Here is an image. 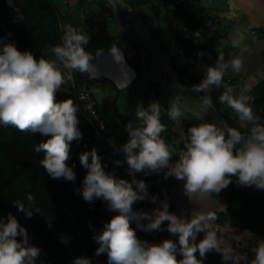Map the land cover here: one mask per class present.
I'll return each instance as SVG.
<instances>
[{"label":"clouds","instance_id":"1","mask_svg":"<svg viewBox=\"0 0 264 264\" xmlns=\"http://www.w3.org/2000/svg\"><path fill=\"white\" fill-rule=\"evenodd\" d=\"M62 27V43L47 49L55 60L43 56L37 59L31 51H20L15 42L0 37V126H13L20 132L50 137L35 146V152L44 153L39 164L52 180L74 183L77 179L75 164L69 166L67 161L71 143L82 139L78 127L79 107L71 98L56 102V93L72 80L71 74L65 77L57 61L69 73L79 72L92 80L98 79L99 73L93 64V54L85 50L90 37L70 24ZM194 35L200 37L201 33L197 31ZM110 52L117 62L122 60L115 46ZM203 55L205 53H198V56ZM199 67L203 77L191 90L205 94L200 97V111L206 113L212 108L213 88L224 86L225 90L219 95L220 103L233 109L252 127L244 135L226 123L217 126L204 122L191 126L183 138L184 150L172 163L174 150L161 136L166 126L161 123L160 102L154 100L147 107L142 102L138 104L135 111L138 123L125 125L128 140L120 152L131 180L118 178L115 171H106L95 148L81 153L79 162L86 174L76 194L88 204L101 200L108 212L116 213L103 225V230L92 237L99 245L95 255L106 254L107 264H204L208 253L222 254V241L213 229L214 215L193 211L188 217L170 212L167 199L160 201L158 196H150L145 180L136 178L138 173L147 177L163 172L165 180L174 177L184 181V192L190 200L193 196L199 199L206 194H218L232 183V177L237 178L239 186L264 190V124L254 115L250 96L237 97L230 86L223 85L225 72L231 68L239 73L243 68L242 60L234 58L225 62L223 54L218 53L214 66L204 63ZM85 98L79 97L81 101ZM167 114L171 120L179 122L183 112L172 100ZM114 163L117 167L122 165L120 160ZM27 200L32 202L34 198L29 194ZM145 200L153 204L159 201L160 206L151 212L134 210V204ZM14 206L24 213L25 219L33 217L34 212L23 203L16 202ZM165 222L167 227L162 229ZM136 229L146 233L166 230L178 237V242L165 239L161 243H149L137 237ZM200 233L204 236L197 242ZM60 242L69 241L61 237ZM252 251L255 256L251 264H264V240L258 241ZM41 253V248L30 243L27 229L12 213L6 217L0 215V264H37ZM178 255L182 258L178 259ZM71 264H91V259L79 256L73 258Z\"/></svg>","mask_w":264,"mask_h":264},{"label":"trees","instance_id":"2","mask_svg":"<svg viewBox=\"0 0 264 264\" xmlns=\"http://www.w3.org/2000/svg\"><path fill=\"white\" fill-rule=\"evenodd\" d=\"M199 2L200 0H129L128 3L133 10L142 11L147 7L158 9L163 14L164 32L161 38L165 47H162V50L170 57L174 70L189 86L201 82L203 76L196 73L199 65L204 63L215 65L218 57L215 41L224 32L221 31L220 23L207 9L200 7ZM98 4L102 10L112 15V9L106 0H100ZM21 16L23 20L19 19ZM62 26H65V23L52 0H0V37L15 42L20 51H31L37 59L41 56L46 59L54 57L47 49L62 43L64 34ZM197 31H200V37L194 35ZM132 46L138 48V43L133 42ZM198 53L205 55L198 56ZM135 58L131 65L139 78L144 69L138 56ZM57 64L67 77L69 75L67 69L63 68L59 61ZM227 81L225 74L223 83ZM61 88L71 90V80ZM219 90L213 88L211 98L212 103L220 110L215 97ZM248 96L252 98L249 103L254 115L260 118L259 123L264 124V80L255 86ZM158 97L154 88L146 93L148 100L154 101ZM68 98L76 103L73 94L60 90L56 93V102ZM222 114L232 128H236L244 135L248 134L251 124L247 122L246 127H241L231 113ZM78 117L82 139L71 143L70 159L67 161L69 166L75 164L77 179L74 183L52 180L39 164L44 153L35 152V146L50 137L20 132L13 126H0V212L5 217L12 213L29 234L37 237L38 241L32 244L42 250L37 264L41 262L71 264L73 258L79 256L90 258L91 264H107L106 254L99 257L95 255L99 245L92 237L94 234L98 235L103 230V225L116 213L108 212L106 204L101 200L88 204L82 196L76 194L82 187L81 181L86 174V170L79 162L81 153L90 152L95 148L102 158L106 171H115L118 178L131 180L127 175L128 166L124 162V155L120 152L122 147L120 140L93 129L83 120L80 111ZM160 119L166 126V131L161 134L162 138L168 144L174 143L175 152L184 150V137L174 130L176 121L171 120L162 108ZM184 127L188 129L191 126L184 123ZM177 159L178 156L173 154L172 163ZM116 160L122 162L120 167L115 165ZM136 178L145 180V183L152 182L149 195L158 196L160 201L167 199V202L170 190L180 181L174 177L165 180L163 172L147 177L143 173H138ZM231 179L232 183L226 189L218 194L211 193L218 201L216 209L211 213L215 216L212 222L264 238V190H258L254 186H239L236 177ZM29 194L34 198L32 202L27 200ZM191 200L198 203L186 204L190 206L189 211L207 212L212 205L207 195L199 199L193 196ZM16 202L29 207L34 212L33 217L25 219L24 213L19 212L14 206ZM157 203L159 205V201ZM169 205V211L174 212L175 207L170 203ZM151 207L152 203L148 200L133 205L136 211L151 212L153 210ZM89 224L92 227H89ZM132 227L135 229V223ZM161 227L166 228L167 222ZM136 233L139 239L149 243H161L165 239L178 242V237L170 235L166 230L146 233L136 229ZM61 237H67L69 242L62 244ZM254 256L255 253H251V257ZM177 258L182 257L178 255ZM204 264H220L219 257L210 254L204 260Z\"/></svg>","mask_w":264,"mask_h":264},{"label":"crops","instance_id":"3","mask_svg":"<svg viewBox=\"0 0 264 264\" xmlns=\"http://www.w3.org/2000/svg\"><path fill=\"white\" fill-rule=\"evenodd\" d=\"M52 1L65 25L70 24L90 37L85 50L93 54V64L99 73V78L90 79L89 87L98 102L99 113L106 121L111 135L118 138L123 145L128 137L115 133L113 127L121 125L123 120L121 112L128 111L127 107L132 105L131 95L142 82L141 77L138 78L131 65L133 42L120 40V33L111 28V23L106 24L102 29L86 23L84 0ZM199 6L207 9L220 23L221 31H224L222 36L215 41L217 52L223 54L225 62L234 58H240L243 62V68L239 73L233 72L231 68L225 72L228 81L223 85L230 86L233 89V95L237 97L248 96L252 89L264 80V0H200ZM88 27H93V29L89 31ZM113 46L122 56L119 62L110 52ZM196 73L203 76L201 68ZM223 87L215 93L221 112L238 116L233 109L220 103L219 95L224 91ZM144 94L137 92L135 95L141 97L147 107L149 100ZM121 96H128V99L123 98L121 103L124 107L120 109L118 103ZM175 210L177 213L185 212L183 210L179 212L176 207Z\"/></svg>","mask_w":264,"mask_h":264},{"label":"rangeland","instance_id":"4","mask_svg":"<svg viewBox=\"0 0 264 264\" xmlns=\"http://www.w3.org/2000/svg\"><path fill=\"white\" fill-rule=\"evenodd\" d=\"M85 1V7L84 9V15L85 18L84 20L86 23L90 25H96L100 29L104 27L106 24H110L111 28L115 29L117 32L120 33L119 39L120 40H126L128 42H136L138 43V39L136 37L131 38L129 35V32L132 31V26L129 23V20L127 21V24L124 25L123 21H118L117 18L115 17V14L113 12V9L109 5V0H106L108 3V6L112 9V15H109L106 13L104 10L101 9L99 6L98 2L100 0H84ZM122 4L126 8L132 9L128 3L129 0H122ZM133 10V9H132ZM135 14L138 16V18L143 22L144 26L147 29L149 37L152 39L154 43H156L161 49L164 46V42L162 40V35L164 32V23H163V14L158 10V9H149L147 7L143 8L142 11L138 10H133ZM119 15V14H118ZM120 16V15H119ZM121 17V16H120ZM122 20L124 17H121ZM119 23V24H118ZM95 28V27H94ZM93 27H88L87 30H92ZM97 29V28H96ZM131 52H133V59H136L135 56H138V59L141 60L143 64V73L140 78V81H142L136 90H134L133 94L131 95L132 99V105L127 107L128 111H122L121 113L123 114V120L121 125L113 127L115 133L117 134H124L125 136L128 137L127 132L125 131V125L131 122L134 126L138 123L136 120L135 116V111L136 107L138 104L141 102L143 103L144 106H146L144 100L141 99V97H138V95H135L137 92L139 93H147L149 89L154 88L157 93H158V99L160 102V106L163 109L165 113L168 112V108L170 107V101L175 100L176 103H178L182 109L183 115L181 116L179 122L176 121L174 130L180 134L181 136H185L187 133V128L184 127V123H187L190 126H197L200 123H213L212 122V117L209 114H206L204 112H201L200 109H197L185 102H183L181 99H179L175 93L171 90L168 79L160 67V65L157 64V62L152 58V56L144 50L140 44L138 43V48H134L131 46ZM49 60H55V57L50 58ZM179 74V73H178ZM180 75V74H179ZM179 86L181 90L192 97H196V92H193L191 90V87L183 81L181 78L178 80ZM227 86V85H226ZM224 88V87H223ZM225 90V89H224ZM136 92V93H135ZM223 92V91H222ZM221 92V93H222ZM220 93V94H221ZM144 94V95H145ZM123 98L128 99V96H121L119 98V103L118 107H124L122 106L123 104L121 103L123 101ZM151 100H149V103ZM148 103V104H149ZM234 119L237 120V124L240 125L241 127H246L247 122L242 121L238 116H233ZM228 123V121H227ZM229 124V123H228ZM230 125V124H229ZM128 140V138H127ZM111 142V140L109 139ZM177 143V142H176ZM179 143V141H178ZM171 149H173V154L178 156L179 158V153L181 151L175 152V147L174 143L173 144H168ZM148 186V191L150 190V182L146 183ZM185 195L184 197L182 195H176L174 202L179 203L178 205V210L179 212L186 211L192 213L194 210H190V206H187L186 204L190 205L189 203H198V201H192L187 199L188 196ZM184 205V206H183ZM158 207L157 204L153 205L150 209H154ZM149 209V210H150ZM201 211V210H200ZM172 213H175L176 215L180 216L182 213H177L176 210ZM188 213L183 212L184 215L190 217L191 215H188ZM0 215L1 212H0ZM30 237V243H36L38 241L36 236H33L32 234H29ZM19 239V237H18ZM259 241V240H258Z\"/></svg>","mask_w":264,"mask_h":264},{"label":"built area","instance_id":"5","mask_svg":"<svg viewBox=\"0 0 264 264\" xmlns=\"http://www.w3.org/2000/svg\"><path fill=\"white\" fill-rule=\"evenodd\" d=\"M67 71L68 74L72 75V89L61 88L60 91L73 94L83 120L89 123L93 129L110 136L111 131L106 121L101 117L98 102L90 90V79L87 75L79 72L73 71L69 73V70ZM81 95L86 97L83 101L79 99ZM89 104L91 107H86ZM101 125L103 126L102 128ZM188 215L191 214L188 213ZM212 224L217 238L222 241L220 247L223 258L221 253L215 251L208 253L207 256L210 254H216L219 257L220 264H251V260L254 259L251 257V253H254L252 249L257 246L258 240H264V238L244 231L220 226L213 222ZM203 236L204 233H200L197 242H199L200 239H203ZM196 255L199 256L198 253Z\"/></svg>","mask_w":264,"mask_h":264},{"label":"water","instance_id":"6","mask_svg":"<svg viewBox=\"0 0 264 264\" xmlns=\"http://www.w3.org/2000/svg\"><path fill=\"white\" fill-rule=\"evenodd\" d=\"M109 5L113 9V12L115 14V17L117 18V14L124 17L123 23L124 25L127 24L126 20H129V23L132 26V31L129 32V35L131 38L136 37L138 39V43L140 46L146 50L152 58L157 62L158 65L162 68L164 71L170 88L175 93V95L181 99L183 102L200 109V97L201 95L196 93V97H192L190 95L185 94L179 84L178 80L181 78V76L174 70L172 67V61L170 57L156 44L152 41V39L149 37L146 27L144 26L143 22L138 18V16L135 14V12L130 9L126 8L120 5L118 0H109ZM182 79V78H181ZM190 87H192L190 85ZM206 114H209L212 117V122L217 124V126H220L222 123H226L229 127H231L227 121L225 120L222 112L212 103V108L209 109ZM153 183L150 182V186ZM184 181H179V183L174 186L170 190V194L168 196V202L178 208L179 205H177L174 200L176 195L181 194L184 192ZM208 199L212 202L211 207L208 209L207 213L211 215V213L216 209L218 205V201L212 197L211 193L206 194ZM154 204L152 203V206ZM185 213H187L185 211ZM189 214H191L189 212Z\"/></svg>","mask_w":264,"mask_h":264},{"label":"bare ground","instance_id":"7","mask_svg":"<svg viewBox=\"0 0 264 264\" xmlns=\"http://www.w3.org/2000/svg\"><path fill=\"white\" fill-rule=\"evenodd\" d=\"M110 1H112V0H110ZM121 1H122V0H118V2L120 3V5L123 6V7H125V6L122 4ZM120 16H121V15H120ZM120 16L117 14V20H118V21H123L122 18H121V17H123V16H121V17H120ZM118 24H119V23H118ZM178 84H179V83H178ZM171 90H172V89H171ZM204 113H205V112H204Z\"/></svg>","mask_w":264,"mask_h":264}]
</instances>
